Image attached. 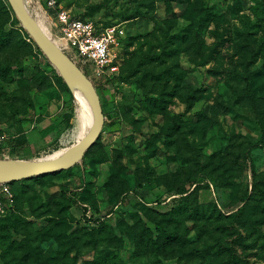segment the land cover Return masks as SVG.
Segmentation results:
<instances>
[{"label":"rangeland","instance_id":"1","mask_svg":"<svg viewBox=\"0 0 264 264\" xmlns=\"http://www.w3.org/2000/svg\"><path fill=\"white\" fill-rule=\"evenodd\" d=\"M24 1L51 37L62 11L125 33L119 75L94 82L108 117L95 145L9 185L0 264L28 237L26 264H264V0ZM81 113L0 0V160L62 155ZM43 120L52 132L25 144Z\"/></svg>","mask_w":264,"mask_h":264},{"label":"water","instance_id":"2","mask_svg":"<svg viewBox=\"0 0 264 264\" xmlns=\"http://www.w3.org/2000/svg\"><path fill=\"white\" fill-rule=\"evenodd\" d=\"M8 2L22 26L43 51L49 62L55 66L64 81L71 88V84L82 85L84 87L94 115V123L86 135L60 156L31 162L0 160V183L9 184L67 170L81 162L87 151L100 138L105 126L106 117L101 97L94 82L71 60L52 37L41 28L28 10L25 1L8 0Z\"/></svg>","mask_w":264,"mask_h":264},{"label":"built area","instance_id":"3","mask_svg":"<svg viewBox=\"0 0 264 264\" xmlns=\"http://www.w3.org/2000/svg\"><path fill=\"white\" fill-rule=\"evenodd\" d=\"M120 25L101 26L92 21L74 19L62 11L52 39L92 80L110 82L119 75L116 48L124 36ZM5 136L0 135V146ZM14 195L8 183H0V215L13 205Z\"/></svg>","mask_w":264,"mask_h":264},{"label":"bare ground","instance_id":"4","mask_svg":"<svg viewBox=\"0 0 264 264\" xmlns=\"http://www.w3.org/2000/svg\"><path fill=\"white\" fill-rule=\"evenodd\" d=\"M41 28L51 37V33L45 25L37 21ZM75 98L77 99L80 107L82 108V113L78 118V124L73 131L74 138H80L86 135L87 131L91 128L94 123V115L89 101L88 94L86 93L82 85L71 84ZM81 111V110H80ZM72 137V136H71ZM72 139V138H71ZM74 141V140H73ZM56 154L54 157L59 156ZM52 157V158H54Z\"/></svg>","mask_w":264,"mask_h":264},{"label":"trees","instance_id":"5","mask_svg":"<svg viewBox=\"0 0 264 264\" xmlns=\"http://www.w3.org/2000/svg\"><path fill=\"white\" fill-rule=\"evenodd\" d=\"M250 87H251V79L249 77L247 79V88H248L249 91H250ZM103 109H104V107H103ZM105 117L108 118L107 114H105ZM257 146L258 145H254L253 148H256ZM39 177L40 176L35 177L34 179L39 178ZM23 181H26V180H23ZM23 181H18V182H23ZM9 185L11 186V183H9ZM67 201L71 205L77 206V201L76 200H73V199L68 197ZM33 243H34V240H29V237H28V239H25V240H15V241H12L10 244H5L6 252H7L6 255L7 254L14 255V258H12L11 260L8 259L9 260V264H26L27 263L26 260L21 261V262L19 261V259H20L19 255H20V253L24 252L26 254V257L29 256L31 250L33 249ZM227 250L231 251V249H229V248ZM229 256H230V262L232 264L236 263V259H237L236 255L235 254H229Z\"/></svg>","mask_w":264,"mask_h":264},{"label":"crops","instance_id":"6","mask_svg":"<svg viewBox=\"0 0 264 264\" xmlns=\"http://www.w3.org/2000/svg\"><path fill=\"white\" fill-rule=\"evenodd\" d=\"M52 126L51 124H48L46 120H43L42 122H38V126L36 127V124L32 126L31 129H26L23 133V141L25 144L33 145V142H35L39 138H43V136H47L52 132Z\"/></svg>","mask_w":264,"mask_h":264}]
</instances>
